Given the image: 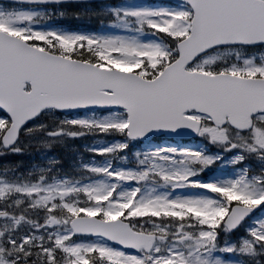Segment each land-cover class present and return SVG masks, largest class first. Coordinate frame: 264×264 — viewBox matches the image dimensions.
<instances>
[{
	"label": "snow or ice",
	"instance_id": "snow-or-ice-1",
	"mask_svg": "<svg viewBox=\"0 0 264 264\" xmlns=\"http://www.w3.org/2000/svg\"><path fill=\"white\" fill-rule=\"evenodd\" d=\"M0 264H264V0H0Z\"/></svg>",
	"mask_w": 264,
	"mask_h": 264
}]
</instances>
